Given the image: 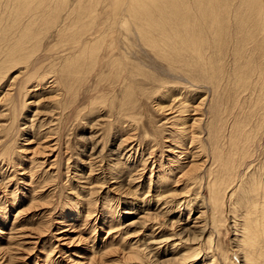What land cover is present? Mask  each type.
<instances>
[{
  "label": "rangeland",
  "instance_id": "1",
  "mask_svg": "<svg viewBox=\"0 0 264 264\" xmlns=\"http://www.w3.org/2000/svg\"><path fill=\"white\" fill-rule=\"evenodd\" d=\"M68 2L70 7L75 6L73 7L76 10L72 15H76L80 10L76 0ZM59 22L62 24V21ZM60 25L55 26L56 28L50 25V28L42 32L40 43H37L41 46L40 50L33 57L44 53L48 58L40 70V75L47 77V85L41 83L42 77H31V69L26 73V67L24 70L22 67L18 68L20 65L4 76L1 83L3 86L0 87V99L3 98V101H0V113L4 110L3 114L6 112L7 115L0 116V264H169L171 257H177L179 250L168 246L172 241L152 243V240L162 234L174 233V240L195 234L201 236V229L204 228L201 224L205 223L201 222L203 215L200 214L203 210L199 205H193L188 211L189 207L186 208L182 203L189 195L185 193L186 187L180 179L175 182L173 178L166 186L151 183L149 187L148 184L150 175L154 181L157 180L159 166L162 165L161 169L167 170L170 167L167 163H173L167 160L175 152V141L170 129L180 128V125H174L179 117L191 120L192 111L178 112V101L183 95L178 96L176 101L171 95H161L164 91L160 89L162 82L169 84L166 80L171 77L167 72L151 65L145 67V71L147 75H152L136 77L134 98L137 101L127 111L120 108L124 89L128 88L127 83L111 80L102 81L103 83L97 86L98 73L89 74V71L88 77L82 83L76 84L77 87L82 85L80 95L76 98V108L81 111L73 106V112L69 106L74 98L72 95L65 96L64 85L67 86L69 77L60 76L58 69L74 55V49L67 50L66 46H62L63 42H59L61 34H64V31H59L60 34L58 32L63 24ZM135 47L138 49L136 45ZM131 49L136 51L141 60H147L139 49L136 50L134 46ZM249 55L254 65L264 60L258 52H250ZM246 57L248 59L247 55ZM232 60L233 57L228 58L229 66H232ZM19 69L25 74L24 81L16 88L8 90L12 81L11 75H16ZM29 75L30 78H27ZM51 80L60 81L62 90H57ZM181 80L183 84H187L182 77ZM230 80L232 82L234 78ZM26 82L27 85L24 84ZM176 82L182 84L180 81ZM52 86L55 88L54 92H51ZM96 86L97 89L106 87L110 93L109 98L115 93L114 103L103 105L97 113L86 114L91 101L88 94H96ZM249 87L244 90L237 88L235 94L227 92L226 95H233L232 100L230 98L227 101L230 102L229 109L231 108V115L228 114L227 117L232 118L234 111L252 107L256 115L250 119L249 127L255 128L263 113L260 111L263 106H254V103L257 95H264V92H260V81L255 77ZM29 88L31 93L28 92ZM111 88L113 91L109 90ZM203 89L205 88L201 87L186 96L191 95L188 97L190 105L195 106L197 103L196 106L204 114L213 95L207 88ZM36 91L40 95H37ZM58 93L60 94L56 95ZM250 96L255 99L254 103L251 102ZM202 98L204 99L201 101ZM242 107L244 108L241 110ZM172 116L176 117L167 119ZM190 120L184 127L191 124ZM260 135L258 143L254 140L248 143L249 149L256 151L254 154L257 159L264 157V130ZM2 137L5 140L1 141ZM186 144H189V140ZM32 158H37L36 163L31 162ZM184 160V164H188L192 158L189 156L183 159V162ZM114 167L121 170L112 174ZM176 174L175 171L173 175ZM161 193H164L163 197L160 196ZM165 201L169 202L167 206L173 208L170 212L164 213ZM230 216L229 213L227 223L220 231L214 225L213 235L218 244L235 258L237 248L233 239L236 230ZM210 227L213 229L211 222ZM133 244H136L140 251L139 258L124 260L122 252ZM186 246H193V243ZM113 248L115 251L108 253ZM203 248L204 251L200 250L198 257L181 264H202L201 261L208 256L210 258L212 253L204 245ZM207 263L211 264L209 261ZM234 264H239V260Z\"/></svg>",
  "mask_w": 264,
  "mask_h": 264
},
{
  "label": "bare ground",
  "instance_id": "2",
  "mask_svg": "<svg viewBox=\"0 0 264 264\" xmlns=\"http://www.w3.org/2000/svg\"><path fill=\"white\" fill-rule=\"evenodd\" d=\"M76 2L80 10L76 15H72L76 9L74 5L70 7L68 0H6L5 4L0 1V87L3 86L1 85L3 77L18 65H20L18 68L22 67L23 70L26 67V73L31 69V77H42L40 80L43 85L49 83L46 75H40V70L48 58L44 53L33 57L40 50L41 46L37 43H40L42 32L50 25L59 27L61 24L59 21H62L63 26L58 32L64 31L59 42H63L62 46H66L67 50L74 49V55L58 69L60 76L69 77L67 86L64 85L66 90L64 94L72 95L74 98H71L70 110L73 106L76 110L79 109L76 108V98L80 95L82 85L77 87L76 84L82 83L88 77L89 71H91L89 74L98 73L97 86L101 85L102 81L111 80L127 83L128 88L124 89L125 93L120 102L122 111L133 107L137 101L134 98L136 77L152 75L146 74L145 67L152 65L153 68L167 72L171 78L167 77L169 80L166 81L169 84L162 82V87H159L164 89L160 91L161 95H171L174 100L183 95L178 101V112L191 110V120L188 119L191 124L184 127L188 121L186 117L177 118L174 125H180V128L172 129L173 131L170 129L175 141V152L171 158H167L168 162L173 163H167L170 164L167 170H162L163 166H159L157 180L154 181L150 175L148 185L150 187L151 183H159L166 186L173 178L175 182L182 180L186 187L185 193L189 195L182 203L186 208L189 207L188 211L193 205H199L198 207L203 210L200 214L203 215L201 222L205 223L201 224V227H204L201 234L198 230L201 236L195 234L192 237L174 240L173 236L176 233L162 234L153 239L152 243L172 241L168 246H173L179 252L176 254L177 257L170 256L169 264H181L188 259H195L200 254L199 251L202 252L204 249L203 245L212 253L208 260L205 258L201 261L202 264H208L207 261L211 264H234L238 260L239 264H264V157L257 159V155L254 154L256 151L253 152L248 147L251 140L257 143L260 141V134L264 130L262 102L264 95H257L256 100L253 98L254 95L250 96L251 102L254 103L255 100L254 106H263V110H260L263 113L259 120L256 119L255 128L249 127L250 119L256 115L252 107L247 110H242L244 108L242 107V111L232 113L231 119L227 117L231 113V108L228 107L230 102L227 101L230 98L232 100L233 95H226L227 92L237 93V88L249 89L254 77L260 81V92H264V60L254 65L249 55L250 52H258L264 58V0H76ZM103 12L105 14H102ZM135 45L142 56L147 57L148 62L141 60L136 51L131 49L133 46L136 49ZM229 57H233L232 66H229ZM228 68L231 70L228 71ZM20 69L15 72L16 75L13 76L14 73L11 75L12 81L8 90L16 88L24 81L25 74L22 72V76ZM181 77L187 84L181 82ZM27 78H30V75ZM231 78H234V81L231 82ZM50 82L57 90H62L60 81ZM24 84L27 85V82ZM54 86L50 87L51 92H54ZM97 86L96 94H88L91 101L86 114L97 113L103 105L114 103L116 94L112 93L109 98L110 93L106 87L97 89ZM201 87L207 88L213 95L204 114L196 106L197 103L195 106L190 105L188 97L191 95L186 96L200 90ZM28 92L31 93L32 90ZM35 94L34 92L33 95ZM37 95L40 93L37 92ZM1 100L3 101V98ZM74 110L72 111L75 112ZM3 113L4 110L0 113L1 117L7 115L6 112ZM3 135L6 136L4 133ZM3 140L5 139H1ZM194 144L196 146H193ZM189 156L192 160L184 164L183 159ZM36 161L37 158L31 160L35 163ZM113 169L112 174L121 170L119 167ZM175 171L177 174L174 176ZM160 196L163 197L164 193ZM163 203L166 204L163 207L166 210L164 213L173 210L167 206L168 201ZM229 213L236 230L233 239L237 248V254L233 252L235 258L218 244L213 235L214 225L220 231L222 226L226 225ZM171 225L173 227L174 222ZM188 243H193V246H186ZM133 245H129L122 252L124 260L132 261L139 258L140 251L136 244L134 247ZM114 251L115 248L108 253Z\"/></svg>",
  "mask_w": 264,
  "mask_h": 264
}]
</instances>
